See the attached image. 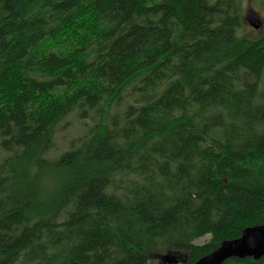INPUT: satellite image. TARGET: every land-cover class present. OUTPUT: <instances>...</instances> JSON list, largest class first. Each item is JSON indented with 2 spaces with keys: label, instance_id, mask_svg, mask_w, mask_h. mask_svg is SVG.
I'll use <instances>...</instances> for the list:
<instances>
[{
  "label": "trees",
  "instance_id": "obj_1",
  "mask_svg": "<svg viewBox=\"0 0 264 264\" xmlns=\"http://www.w3.org/2000/svg\"><path fill=\"white\" fill-rule=\"evenodd\" d=\"M241 3L0 0V264H192L264 225V34H237ZM76 108L96 123L47 158Z\"/></svg>",
  "mask_w": 264,
  "mask_h": 264
},
{
  "label": "rangeland",
  "instance_id": "obj_2",
  "mask_svg": "<svg viewBox=\"0 0 264 264\" xmlns=\"http://www.w3.org/2000/svg\"><path fill=\"white\" fill-rule=\"evenodd\" d=\"M209 3H213L215 0H207ZM251 7L259 15L261 20V27L258 31L251 29L244 19L246 10ZM240 15L242 16L241 28L237 31V34L241 37L257 39L264 34V7L260 0H242L240 7ZM126 102H130L126 99ZM81 110H86V108H76L74 109L64 120H62L58 126V130L55 135V148L54 151L47 155V158H55L69 147L72 140H76L82 137L95 123L96 120L92 118V112H86L83 119H80ZM116 111V109H112ZM117 111H122V106L117 109ZM93 128V127H92ZM7 153L1 151L0 149V160L6 156ZM210 236L206 235L198 240L194 241L195 245L207 244L210 241ZM168 253V252H167ZM165 253V254H167ZM177 255V253H176ZM164 256V254L162 255ZM160 255H152V264H164ZM178 259L181 260L185 257L182 254L177 255Z\"/></svg>",
  "mask_w": 264,
  "mask_h": 264
},
{
  "label": "water",
  "instance_id": "obj_3",
  "mask_svg": "<svg viewBox=\"0 0 264 264\" xmlns=\"http://www.w3.org/2000/svg\"><path fill=\"white\" fill-rule=\"evenodd\" d=\"M246 23L255 31L261 27V20L255 10L249 7L244 15ZM264 256V225L244 228L239 237L221 241L218 248L201 257L192 264H222L228 259L250 258L259 260ZM164 264H178L175 252L169 251L162 256Z\"/></svg>",
  "mask_w": 264,
  "mask_h": 264
},
{
  "label": "bare ground",
  "instance_id": "obj_4",
  "mask_svg": "<svg viewBox=\"0 0 264 264\" xmlns=\"http://www.w3.org/2000/svg\"><path fill=\"white\" fill-rule=\"evenodd\" d=\"M249 26V25H248ZM250 27V26H249ZM251 28V27H250ZM252 29V28H251Z\"/></svg>",
  "mask_w": 264,
  "mask_h": 264
}]
</instances>
